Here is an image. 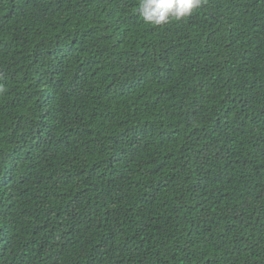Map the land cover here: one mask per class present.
<instances>
[{
    "label": "trees",
    "instance_id": "1",
    "mask_svg": "<svg viewBox=\"0 0 264 264\" xmlns=\"http://www.w3.org/2000/svg\"><path fill=\"white\" fill-rule=\"evenodd\" d=\"M0 0V264H264V0Z\"/></svg>",
    "mask_w": 264,
    "mask_h": 264
},
{
    "label": "clouds",
    "instance_id": "2",
    "mask_svg": "<svg viewBox=\"0 0 264 264\" xmlns=\"http://www.w3.org/2000/svg\"><path fill=\"white\" fill-rule=\"evenodd\" d=\"M200 5L201 0H140L139 12L146 23L162 25L191 15Z\"/></svg>",
    "mask_w": 264,
    "mask_h": 264
}]
</instances>
